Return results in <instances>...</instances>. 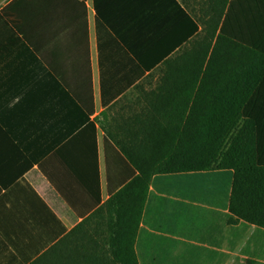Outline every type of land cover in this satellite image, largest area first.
Returning a JSON list of instances; mask_svg holds the SVG:
<instances>
[{"label":"crops","instance_id":"1","mask_svg":"<svg viewBox=\"0 0 264 264\" xmlns=\"http://www.w3.org/2000/svg\"><path fill=\"white\" fill-rule=\"evenodd\" d=\"M206 1L0 0V264H124L144 121L180 135L183 66L165 63L195 50ZM233 179L155 175L138 264H264V229L228 223Z\"/></svg>","mask_w":264,"mask_h":264},{"label":"trees","instance_id":"2","mask_svg":"<svg viewBox=\"0 0 264 264\" xmlns=\"http://www.w3.org/2000/svg\"><path fill=\"white\" fill-rule=\"evenodd\" d=\"M194 12L205 34L193 52L165 63L183 66L174 78L184 82L190 113L175 122L180 135L151 136L144 121L140 174L127 187L136 188L141 207L115 237L129 244L124 264H138L133 246L155 175L230 170L228 223L264 229V0H207Z\"/></svg>","mask_w":264,"mask_h":264},{"label":"rangeland","instance_id":"3","mask_svg":"<svg viewBox=\"0 0 264 264\" xmlns=\"http://www.w3.org/2000/svg\"><path fill=\"white\" fill-rule=\"evenodd\" d=\"M203 2V1H202ZM203 5V4H202ZM202 5H201V7H200V9L202 8ZM204 5H205V3H204ZM199 10V9H198Z\"/></svg>","mask_w":264,"mask_h":264}]
</instances>
